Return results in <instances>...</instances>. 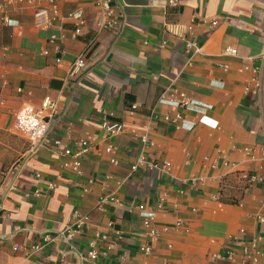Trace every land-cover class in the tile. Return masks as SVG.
<instances>
[{
    "label": "crops",
    "instance_id": "crops-1",
    "mask_svg": "<svg viewBox=\"0 0 264 264\" xmlns=\"http://www.w3.org/2000/svg\"><path fill=\"white\" fill-rule=\"evenodd\" d=\"M95 1L10 0L0 10V180L13 169L0 264H91L93 239L100 264H264V0H111L119 24L91 42ZM53 2V25L36 28L35 6ZM77 7L85 23L71 38L65 17ZM79 53L85 66L69 76ZM255 76L261 88L245 90ZM180 94L206 108L180 105ZM46 97L59 112L49 144L15 164L29 146L28 113ZM104 118L123 131L107 133ZM79 139L90 146L75 173L63 150ZM140 155L168 171L131 170ZM74 211L87 219L67 241L58 234Z\"/></svg>",
    "mask_w": 264,
    "mask_h": 264
},
{
    "label": "built area",
    "instance_id": "built-area-1",
    "mask_svg": "<svg viewBox=\"0 0 264 264\" xmlns=\"http://www.w3.org/2000/svg\"><path fill=\"white\" fill-rule=\"evenodd\" d=\"M19 2L23 0H18ZM10 2V0H5V2L0 4V10H2L4 7L7 6V4ZM167 4L174 6L178 4V0H167ZM95 5L98 9L97 17L94 21V36L92 37L91 42H93L97 36V34L105 29H115L118 26V19L115 16L114 7L112 5L111 0H96ZM58 14V8L54 2L52 3L51 7L42 6L40 3H38L35 6L34 12H33V25L36 28L45 29L53 25L56 16ZM69 22L73 24V29L71 30V38H76L83 32V26L85 23L83 10L80 7L75 8L71 12L67 14L65 17ZM2 22L8 26L15 25L16 22L10 19L8 16L3 15ZM57 37L56 35L52 34L49 37V40L53 41ZM188 45H191L190 43ZM196 50L198 48L196 47ZM231 52H235V49H231ZM46 54L47 52L44 51ZM85 66L84 62V54L79 53L75 59L72 61L70 70H69V76L74 75L79 69L83 68ZM251 86H254L255 88H261V81L259 78L251 77L249 82L245 85L244 89L248 90ZM20 90V89H19ZM180 105L187 106L189 108L193 109H205L206 106L201 105L199 103H196L194 101H190L188 98L185 97L184 94H180V99L177 101ZM59 117V112L57 108V104L55 101L51 100L49 97H46L41 105L38 108L31 109L28 113V121H30V133H29V146L23 155L19 157L15 164H18L23 157H26L28 154L34 153L39 147L48 145L49 144V137L48 132L50 131V128L52 126L53 121H55ZM23 120H20L19 123L22 124ZM101 128L105 130L109 134H115L123 131V124L118 121H111L106 118L103 119V121L100 124ZM193 126L192 123L187 125V128L190 129ZM182 127H184V121L182 124ZM143 142H147V139L145 136L142 137ZM59 143L56 141V144ZM78 149L76 151H72L70 148H65L63 150L65 155H71V158L69 161H66L63 163V166L65 168H70L73 172L79 173L80 172V165H81V156L85 154L89 149V142L86 139H79L76 142ZM149 144H153L152 142H149ZM111 146L108 145L105 150L106 152L111 151ZM143 163H146L150 168L157 169L160 171H168V165L165 162H157V161H151L146 162L144 157L140 155L137 157L135 163L131 166V170H135L138 165H141ZM226 164V163H225ZM214 166V165H212ZM14 167V166H13ZM12 168L7 170L6 172L2 173V180H0V206L2 204V199H4L7 192L3 191V181L7 175V172H12ZM38 178L39 175H36ZM49 187H53V184H49ZM108 199H111V194L102 195L98 197L97 200V207L101 209V206L104 202H106ZM87 219L86 215L80 214L78 211H74L72 213V218L70 224L59 232L58 236L62 237L64 240H71L74 235L78 232L79 228L82 227ZM142 219H143V226L148 230L147 234L159 237L162 230L158 229L155 225L151 224V220L153 219V215L149 213H142ZM109 226L113 225L112 221L108 222ZM164 230V229H163ZM97 238L104 239L106 238L105 235H97ZM49 236H45V242L49 241ZM40 246H34V249L39 248ZM109 249V247H108ZM140 251L145 255H151L152 248L149 244L143 243L139 246ZM245 251H247V248H244ZM98 250L96 249V239L90 240L88 243V250L86 252V258L90 261L91 264H100L98 262ZM216 255H211V259H215ZM257 258L254 257V261H256Z\"/></svg>",
    "mask_w": 264,
    "mask_h": 264
}]
</instances>
